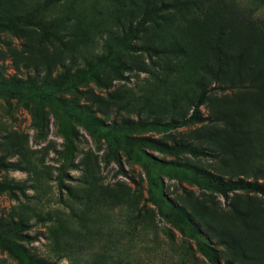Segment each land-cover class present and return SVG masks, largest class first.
Returning a JSON list of instances; mask_svg holds the SVG:
<instances>
[{"label": "rangeland", "instance_id": "obj_1", "mask_svg": "<svg viewBox=\"0 0 264 264\" xmlns=\"http://www.w3.org/2000/svg\"><path fill=\"white\" fill-rule=\"evenodd\" d=\"M7 21L37 67L0 34V264H264V197L203 182L264 183V0H0Z\"/></svg>", "mask_w": 264, "mask_h": 264}, {"label": "trees", "instance_id": "obj_2", "mask_svg": "<svg viewBox=\"0 0 264 264\" xmlns=\"http://www.w3.org/2000/svg\"><path fill=\"white\" fill-rule=\"evenodd\" d=\"M10 32L16 39H19L20 41V46H21L20 50H22V55H24L23 61L24 60L27 61V62L24 61L25 69L29 67V65L32 66L33 69H36L37 64H34L33 62H28V60L32 59V56H31V49H30L28 38L23 33L24 29L20 26H16L11 21L0 22V34H7ZM16 50H17L16 46H12L9 48L8 51L11 55H14L16 53L18 54ZM206 95H207L206 90H202L199 93V95L197 96L193 104L191 113L185 120H183V122L203 120V118L200 115V107L201 105H203ZM74 96L77 99L81 98L84 101H87L91 107H95V109L98 112H100L102 115L104 116L108 115V111L100 105L98 95L95 92H93L91 88L87 87L85 89L75 90ZM182 149L196 156L208 155L206 152L195 150L193 148H190L188 145L183 146ZM70 152H71L70 148L67 147V156L70 155ZM203 182L206 185L210 186L211 188L215 189L217 192H219L224 197H226L228 193L234 192V191L255 192L264 197V183L258 182L255 180L233 179V180L223 181L211 175V176H206L203 179Z\"/></svg>", "mask_w": 264, "mask_h": 264}]
</instances>
